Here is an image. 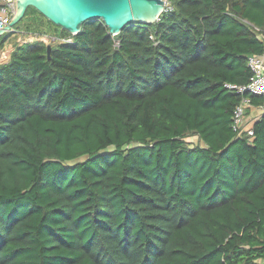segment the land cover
Listing matches in <instances>:
<instances>
[{
  "label": "trees",
  "instance_id": "obj_1",
  "mask_svg": "<svg viewBox=\"0 0 264 264\" xmlns=\"http://www.w3.org/2000/svg\"><path fill=\"white\" fill-rule=\"evenodd\" d=\"M168 4L117 34L13 26L34 38L0 62V264H261L264 112L250 137L234 110L263 97L225 83L250 81L264 0Z\"/></svg>",
  "mask_w": 264,
  "mask_h": 264
},
{
  "label": "water",
  "instance_id": "obj_2",
  "mask_svg": "<svg viewBox=\"0 0 264 264\" xmlns=\"http://www.w3.org/2000/svg\"><path fill=\"white\" fill-rule=\"evenodd\" d=\"M165 0H16L11 22L0 35L12 29L29 6L62 29L75 34L86 20L101 19L112 34L134 21L154 22L165 9ZM51 46L47 47L48 57Z\"/></svg>",
  "mask_w": 264,
  "mask_h": 264
},
{
  "label": "built area",
  "instance_id": "obj_3",
  "mask_svg": "<svg viewBox=\"0 0 264 264\" xmlns=\"http://www.w3.org/2000/svg\"><path fill=\"white\" fill-rule=\"evenodd\" d=\"M16 10V0H0V30L4 29L10 22ZM264 36V34H263ZM248 64L252 70L250 81L245 85L225 83V86L237 93H251L263 97L259 106H254L246 96L242 97L240 103L234 110V129L238 133L246 131L252 137V122L264 112V51L258 55H250ZM248 110H254L252 116L247 117Z\"/></svg>",
  "mask_w": 264,
  "mask_h": 264
},
{
  "label": "rangeland",
  "instance_id": "obj_4",
  "mask_svg": "<svg viewBox=\"0 0 264 264\" xmlns=\"http://www.w3.org/2000/svg\"><path fill=\"white\" fill-rule=\"evenodd\" d=\"M165 3H166L165 7L169 6L168 0H165ZM25 26H26V23H25V25L21 24L18 29H14L12 26L11 27L12 29L4 32V33L11 32V34L7 37L4 47L0 50V62L8 59L9 54L11 53L15 44H18V43L20 44L24 41H27V40L34 38V36L27 33ZM4 33H2V34H4ZM43 39L45 41H49V38L46 36H44ZM187 140L195 141V142L197 141L195 137L187 138ZM260 262H261V264H264V259H261Z\"/></svg>",
  "mask_w": 264,
  "mask_h": 264
},
{
  "label": "crops",
  "instance_id": "obj_5",
  "mask_svg": "<svg viewBox=\"0 0 264 264\" xmlns=\"http://www.w3.org/2000/svg\"><path fill=\"white\" fill-rule=\"evenodd\" d=\"M247 111H248V113H247V114H248L247 117L252 116V114H254V112H255L254 110L252 111V109H251V110H248V109H247Z\"/></svg>",
  "mask_w": 264,
  "mask_h": 264
}]
</instances>
